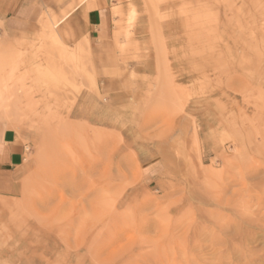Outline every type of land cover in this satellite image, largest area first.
Returning a JSON list of instances; mask_svg holds the SVG:
<instances>
[{"label":"rangeland","instance_id":"rangeland-1","mask_svg":"<svg viewBox=\"0 0 264 264\" xmlns=\"http://www.w3.org/2000/svg\"><path fill=\"white\" fill-rule=\"evenodd\" d=\"M43 3L25 32L0 35L24 55L0 114L25 145L0 195V264L242 262L216 236L264 210L241 206L264 194V0ZM105 4L99 68L85 15Z\"/></svg>","mask_w":264,"mask_h":264},{"label":"crops","instance_id":"crops-1","mask_svg":"<svg viewBox=\"0 0 264 264\" xmlns=\"http://www.w3.org/2000/svg\"><path fill=\"white\" fill-rule=\"evenodd\" d=\"M43 0H0V35L11 36L26 31L27 26L41 15ZM44 16L51 17L53 13ZM111 8L103 6L89 9L85 15L87 44L93 52V61L99 68L106 66V47L100 43L111 36ZM25 163V145L16 132L6 125L0 114V195L12 194L21 178Z\"/></svg>","mask_w":264,"mask_h":264},{"label":"bare ground","instance_id":"bare-ground-1","mask_svg":"<svg viewBox=\"0 0 264 264\" xmlns=\"http://www.w3.org/2000/svg\"><path fill=\"white\" fill-rule=\"evenodd\" d=\"M130 12L132 14L133 9H131ZM51 39L54 41L55 46H57L58 48L61 47L55 38L51 37ZM85 39H86V44H87V37ZM21 42H23V40ZM19 44H20V41H19L18 45ZM45 45L43 44L41 46V48L42 49L45 48ZM85 46H87V45H85ZM85 46H83V47H85ZM61 48H64V47H61ZM62 54H63V52H62ZM70 54H71V52H70ZM23 56H24L23 53L16 46H12V45H8V44H5V45L2 44L0 46V105H4L5 104L4 103V99H3V95L5 93V82L3 83V76L6 73H8L9 75L13 74L14 70L17 67V63L22 60ZM71 56H72L73 59L75 58L74 54H72ZM36 58H37V56H36ZM25 61H26V59H25ZM42 66L43 65H41V64L37 65L36 70H37V72L39 71L40 73H43L44 77L45 76H47V77H53V76L57 77V76H59L60 72L58 70H54L51 66H49V67H47V66H43L42 67ZM9 75H8V77H9ZM88 77H90L89 79H91V78L93 79V77L91 75L88 76ZM7 89L10 90L8 87H7ZM6 93L9 94V92H7V91H6ZM5 97H6V95H5ZM258 171H259L258 169H255L254 170V174L258 173ZM258 182L259 183H261V182L263 183V180L259 179V181H257V183ZM261 202H264V194L252 195V194L248 193L247 194V198L242 200V205L241 206L245 207L246 205H248V209H249L251 205L255 204V205L258 206ZM246 208H247V206L245 207V209ZM235 210H236V212H239L238 209H235ZM246 210H242L241 213H239V216H240L239 219H241L242 224H239V223H236V222H231L230 224L228 223L229 225L227 224L228 226H225V229L228 232H232L230 235L226 236V235H224V232H221V231L217 234L216 237L218 239H220V238L222 239L224 237L226 239V241L228 242V244H229V246L227 245L225 247V249L223 251H221L220 254H222V255H224V254H236V253L239 254V256L242 257V260H240L242 262H239V264H252V260L253 259H255V260L256 259L257 260L260 259L261 262L264 263V251L262 253H260V254H252V253L248 252L249 246L251 244H253V243H256L255 241H256V239H257V237L259 235L262 237L263 242H264V210L263 211H259L260 209L259 210L258 209L250 210L249 209V211H246ZM236 216H238V215H236ZM248 227H250L251 229L249 230ZM255 229H258L259 232L255 231ZM218 239H216V240H218ZM216 243H217V241H216ZM261 262H259V263H261Z\"/></svg>","mask_w":264,"mask_h":264}]
</instances>
